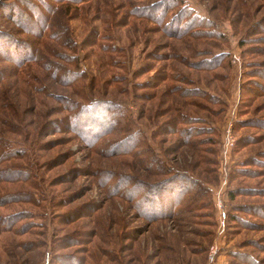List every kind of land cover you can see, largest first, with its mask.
<instances>
[{"label":"rangeland","instance_id":"374dc122","mask_svg":"<svg viewBox=\"0 0 264 264\" xmlns=\"http://www.w3.org/2000/svg\"><path fill=\"white\" fill-rule=\"evenodd\" d=\"M263 16L264 0H0V264H264ZM184 174L200 189L175 204ZM166 179L172 206L151 210L144 186Z\"/></svg>","mask_w":264,"mask_h":264},{"label":"trees","instance_id":"16d2710c","mask_svg":"<svg viewBox=\"0 0 264 264\" xmlns=\"http://www.w3.org/2000/svg\"><path fill=\"white\" fill-rule=\"evenodd\" d=\"M59 1H62V0H59ZM65 5H61L60 7L61 8H63ZM46 7H48V9H51L52 8V6L51 5H46ZM61 8H57V10L58 9H61ZM185 13H187L186 12V10L184 11ZM30 17V16H29ZM29 17H28V19L27 20H20L19 18H18V20H17V24H19V25H22L23 24V22L24 21H26V23H25V29H27V32H31V30H32V28H31V26H27L26 24H28V25H30V22H32V19H29ZM185 20V21H184ZM180 21H184V22H188V20L186 19V17L184 16L183 18H181L180 19ZM257 25H259V32H262V33H264V16L257 22ZM61 27V26H60ZM45 28H47V26H44V29ZM63 27H62V31H60V32H62L61 33V36L63 37H65V35L67 34V32L66 31H63ZM4 37V33H0V41L2 42V38ZM6 41H9L8 39H6ZM64 41H65V38H64ZM262 41H264V37L262 38ZM66 42V41H65ZM66 43H68V42H66ZM16 44H18V42H16ZM12 45H14V43H12ZM209 53V52H208ZM218 56H220V54L219 55H217V54H215V55H213V58H212V60H208V59H202L201 61H200V63H199V65H198V68L199 69H201V70H204V71H211V70H213V68H215V65L213 64L212 65V63H214V60H216L217 58H218ZM207 61H209V62H207ZM204 63V65H202ZM189 67H192V68H195L193 65H189ZM192 68H190V69H192ZM262 75H264V74H262ZM262 78H264V76L262 77ZM165 79H170L169 78V75L167 76V75H165V78L163 79V80H165ZM179 81L180 82H182V84L184 83V85L185 84H193V82L189 79H186L184 76H182L181 77V79H179ZM192 86V85H191ZM182 87V88H181ZM175 88H178L179 90H181V92H182V95L184 96V97H186L187 95L188 96H190L191 94H193V92H196L195 90H197V89H195V90H193V88L192 87H183V86H178V85H176L175 87H174V89ZM188 98V97H187ZM172 126L174 125V121L172 120ZM109 123H107V122H105V123H102L101 125L100 124H97V126L98 125H100V127L103 129L105 126H107ZM176 125H177V121H176ZM178 130H180V131H186V132H188V131H190V130H188V129H178V127L176 126V131H178ZM191 132V131H190ZM171 176V175H170ZM174 178H176V180H175V183L177 182V177H174ZM182 180L181 182V185H178V191H179V193L175 196V197H177L175 200H174V203L175 204H180V202H178L180 199H184L183 198V195L185 194V193H189V192H192V193H196V194H198V192H199V189H200V187H199V185L197 184L196 185V187H195V189H194V191H190V190H188V187H187V185L186 186H184L183 184H184V182L186 181L187 182V180H188V178H187V176L184 174V175H180L179 176V178H178V180ZM168 179H166L165 181H162V182H160V183H158V185H154V186H144V189H146L145 191H146V193H147V198L145 199L147 202H150L148 205H150L151 206V208H150V206H148V210H153L152 209V207H164V206H167L168 204H170V207L172 206V202H170L171 201V196H170V194H167V192L165 191V192H163V190H171V185H175V183L173 182V181H171V179L169 180V181H167ZM161 185H164V186H161ZM146 187V188H145ZM155 187V188H154ZM154 189V190H153ZM132 191H130V193H131ZM194 195V194H193ZM143 199H144V196H143ZM143 203V202H142ZM146 203V202H145ZM144 204V203H143ZM162 205V206H161ZM147 208V207H146ZM150 208V209H149ZM165 208V207H164ZM163 208V209H164ZM250 258V257H249ZM250 260V263H251V259H249Z\"/></svg>","mask_w":264,"mask_h":264},{"label":"built area","instance_id":"2783aa9c","mask_svg":"<svg viewBox=\"0 0 264 264\" xmlns=\"http://www.w3.org/2000/svg\"><path fill=\"white\" fill-rule=\"evenodd\" d=\"M231 61L233 63H237L239 61V57L236 54L231 55ZM231 127L232 124L231 122H228L226 127H225V135H224V142H223V146H224V163L222 164L223 166V171L224 173H226V159L227 156L229 155L233 145H234V139H233V135L231 132Z\"/></svg>","mask_w":264,"mask_h":264}]
</instances>
